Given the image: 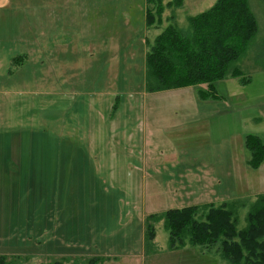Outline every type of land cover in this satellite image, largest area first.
Segmentation results:
<instances>
[{
  "label": "rangeland",
  "instance_id": "rangeland-1",
  "mask_svg": "<svg viewBox=\"0 0 264 264\" xmlns=\"http://www.w3.org/2000/svg\"><path fill=\"white\" fill-rule=\"evenodd\" d=\"M95 1L102 3V0ZM216 1L183 0L181 6L168 7L162 24L155 22L147 26L149 49L156 37L173 20L172 17L178 27L186 28L189 16L209 9ZM32 2L38 5L40 0ZM111 2L115 13L128 8V12L134 14L140 8V0ZM24 4L30 2H22L21 5ZM249 4L257 18L259 32L256 45L237 63L243 70L242 75H229L218 81L216 92L207 97L199 94L200 90H206V84L141 95L144 101L142 112L153 115L157 120L154 123L156 127L152 129L158 150L154 154H147L148 158H155L156 161L148 165H153L158 180L169 181L168 186L154 187V190L157 188L160 191L158 194L151 192V187L142 186V181L148 182L149 178L143 176V170L135 169V163L126 166L124 154L105 152L108 148V145H104L108 142L106 137L97 135L92 144V140L87 139V132L83 131L89 130L88 127L82 128L91 125L89 117L107 114L104 107L95 105L96 101L110 96L115 90H119V95L112 94V101L117 100L118 104L121 99L123 103L125 99L138 94L135 92L137 85L144 83V61L141 60V52L132 63L130 57L135 50L140 51L141 46L136 42L132 45L127 43L123 45V57L117 58L119 67L112 68L103 51L104 25L97 12L95 18L89 19V25L86 24V18L81 16L80 33L96 36L99 54L94 58L91 55L80 58L77 84L62 92L63 105L56 90L32 85L27 91L26 103L22 105L18 102L7 107L11 120L3 124L2 130L6 145L7 137L10 140L12 138L10 134H18L19 139L23 138L24 148L31 146L34 150L41 147L49 150L42 154V162L48 168L41 184L34 187L18 181L11 185L13 181L10 179L9 182L3 180L0 185V214L2 221L9 224L5 227L8 235L0 234V255L27 257L21 264H54L56 261H62L63 264H88V258L92 255H117L121 256L119 260L122 258L125 261L130 254H137V264H222L217 247L207 250L188 245L170 250L167 247L169 235L162 222L157 226L155 240L159 251L146 255L142 242L143 221L149 214L171 208L207 202L220 204L236 198H251L253 201L258 194L264 193V159L258 168H253L249 164L251 153L245 146L248 135H258L264 142V66L255 62L258 46L264 40V0H249ZM87 5L88 2H85L84 6ZM31 11L28 9L24 14L19 10L22 21ZM81 46L84 47L83 44ZM88 62L90 71H85ZM92 62L94 71L91 68ZM14 95L11 98L16 99ZM72 106L82 130L77 133L81 153L76 155L73 165L70 161L64 165V182L60 183L56 179L59 168L55 166V149L61 146L58 137L62 128L59 126L57 130V120L62 116L69 117ZM121 109L116 114H121ZM23 115L25 127L15 128L20 123L22 125L20 119ZM66 122L70 124L69 120ZM96 125L97 122H93L90 129L95 131ZM146 129L149 130V127ZM184 137L187 141L183 142ZM116 145L112 144L113 147ZM97 148H103V151ZM187 172L189 175H186ZM189 177L201 178V185H206V191L202 188L201 192L195 186L198 189L193 187L194 190L189 192L191 188L186 185ZM177 183L178 186H174ZM174 188L179 190L177 195L173 194ZM247 211L248 207L244 206L238 209V229L246 226ZM61 216L68 228H72L69 225L72 222L80 232L78 249L70 251L74 252L75 258L84 257L82 261L73 258L60 260V255L54 249L57 245L54 242L55 227L62 225L58 221ZM66 240L71 242V239ZM109 258L111 261L106 264H117L118 260Z\"/></svg>",
  "mask_w": 264,
  "mask_h": 264
},
{
  "label": "crops",
  "instance_id": "crops-1",
  "mask_svg": "<svg viewBox=\"0 0 264 264\" xmlns=\"http://www.w3.org/2000/svg\"><path fill=\"white\" fill-rule=\"evenodd\" d=\"M32 1L0 0V185L3 184V180L9 182L11 179L13 181L11 185L18 181H24L26 184L34 185L35 187V185L42 183L41 180L44 176L46 177L45 171L48 165L42 162V154L47 153L49 149L41 147L34 150L31 146L24 148L23 138L19 139L17 137L18 134H10L9 136L12 138L10 140L7 137L8 142L6 145V142H4L5 137L2 135L3 124L11 120L7 107L18 102L22 103V105L26 103V99H28L26 94L32 85L56 90L57 96L61 99V106L63 105L62 92L65 89L73 88L77 84V77L80 73V58L90 55L94 58L98 53L96 36L94 34L90 36L86 33L81 35L80 33L82 15L86 18V24L89 25V19L91 17L95 18V12H97L99 20L104 25L103 51L106 54L108 63L112 64V68L119 67L120 62H117V58L123 57L124 44L139 43L141 46L140 51L135 50L130 58L132 63H134L142 52L141 60L144 61L142 63L145 77V60L149 51L146 22L148 4L146 0H140V8L134 14H130L127 10L128 8H123L119 10V13H115L111 0H102V3H95V0H86L84 2L83 0H40L38 5ZM22 2H30V4L21 5ZM85 2H88L87 7L84 6ZM28 9L32 11L27 13L25 16L27 18L22 21L19 10L26 14ZM127 15L130 18H126ZM91 68L94 71L93 62ZM85 71H90L89 62ZM118 91L115 90L110 96L95 102V105L104 107L105 112L110 116L98 114V116L89 117L88 122H91V125L82 126L83 129L88 127L89 130L83 131L87 132V139H91L92 144H94L93 140L97 135L106 137L108 142L104 145H108V148L105 152L124 154L126 166H131L135 163V169L143 170L141 171L143 176L149 178L148 182L142 181V186H149L151 187V192L158 194L160 191L157 188L154 190V187L168 186L169 181L168 179L166 181H163V179L162 181L158 180L153 172V165H148L149 162L156 161L155 158H148L147 154H154L158 150L155 132L152 129L156 127L154 123L157 120L155 117L153 118V115H145L142 112L144 101L141 98L142 94L146 96L147 93L154 92L145 90L144 79V83L137 85L135 92L138 94L132 95L130 99H125L126 101L123 103L121 99L118 104L117 100L115 102L112 101V94L119 95ZM13 94H15L16 99L11 98ZM113 106L115 107L114 109ZM119 108H122L121 114H116L120 112ZM70 112L68 114L69 117L62 116L57 120V130L59 126L62 128L61 132H59L60 137H58L61 146L55 149L57 159L55 166L59 168V174L56 179L60 183L64 182V174L62 172L64 165H67L69 161L73 165L76 155L81 153L77 135L79 131H82L80 129V121L74 113L73 106L70 108ZM20 120L22 125L20 123L15 126L17 129L21 128V126L25 127L24 115ZM66 120L70 121L69 125ZM93 122H97L95 131L90 129ZM146 127H149V130ZM171 140L174 143L173 137ZM184 141H187L185 137ZM177 142L178 140L176 139V144ZM114 143L121 149L117 145L113 147L112 144ZM97 150L103 151V148H97ZM129 155L134 156L129 157ZM1 171H4V173ZM186 175H189V172ZM67 180L71 182L70 179ZM187 180L186 185L191 188L189 192L198 188L201 192L202 188L203 191H206V185H201V178L189 177ZM129 182L132 183L131 180ZM174 186H178V183ZM193 187L194 189H192ZM172 191L174 195L179 192L176 188L172 189ZM163 192L166 193V190ZM48 217L49 215L46 216V223ZM61 218L62 216L58 218V221L62 225H56L55 227L56 237L54 242L57 245L54 249L60 256L74 257V252L70 250L78 247L80 232L78 228L77 230L74 228L72 222L69 224L72 228H68V224L63 223ZM2 220L3 218H1L0 214V234L8 235L9 232L5 228L8 222H3ZM64 226L65 228H62ZM66 238L71 239V242L65 241ZM142 242L144 241L142 240ZM58 243L61 244L58 245ZM0 250H2L1 247ZM95 256L113 257L118 260L117 264H121V262L124 264H137V254L127 255L125 261L122 258L119 260L118 258L121 256L117 255ZM110 261L106 260L104 263L106 264Z\"/></svg>",
  "mask_w": 264,
  "mask_h": 264
},
{
  "label": "trees",
  "instance_id": "trees-1",
  "mask_svg": "<svg viewBox=\"0 0 264 264\" xmlns=\"http://www.w3.org/2000/svg\"><path fill=\"white\" fill-rule=\"evenodd\" d=\"M147 26L163 22L165 10L181 6L183 0H146ZM156 37L146 54L145 90L157 92L206 84L200 96L214 94L223 78L240 76L237 64L253 46L259 32L258 21L249 0H217L209 9L188 17V27L180 28L175 19ZM255 62L264 66V40L258 46ZM264 68V67H263ZM248 80L246 77H244ZM245 146L251 153L249 164L258 168L264 159V142L248 135ZM248 207L247 224L238 229L237 211ZM168 232V248L188 245L210 250L217 247L222 264H264V193L251 198L195 204L149 214L144 219V253L156 254L157 226ZM62 258L82 261L72 256ZM109 257L92 256L88 264L104 263ZM22 255H0V264H21ZM54 264H63L56 261Z\"/></svg>",
  "mask_w": 264,
  "mask_h": 264
}]
</instances>
